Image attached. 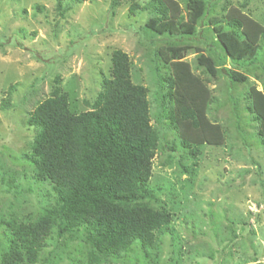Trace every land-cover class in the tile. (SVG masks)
I'll return each instance as SVG.
<instances>
[{
    "label": "rangeland",
    "instance_id": "rangeland-1",
    "mask_svg": "<svg viewBox=\"0 0 264 264\" xmlns=\"http://www.w3.org/2000/svg\"><path fill=\"white\" fill-rule=\"evenodd\" d=\"M133 1L123 0L112 14L111 0H60L61 8L58 0H0V220L9 213L23 217L36 213L51 199L48 184L35 179L28 159L36 133L27 125L28 114L56 85L67 93L73 112L91 109L102 80L110 78L114 49L128 53L133 81L148 87L151 123L165 133L164 141L174 138L155 123L153 51L165 44V38L144 32L148 13L130 12ZM209 2L212 8L198 32L185 39L190 48L184 62L176 61L171 68L181 82L193 81L183 66L188 62L195 78L205 85L207 101L215 97L205 111L207 120H216L226 134L217 145L204 140L191 177L178 163H191L181 158L178 145L173 151L167 144L156 151L149 185L174 214V235H161L156 261L150 264H264V147L244 98L247 90L251 99L253 92L263 97V82L255 77L257 71L249 75L246 85L232 91L239 97L240 134L224 76L211 78L194 69L198 53L211 54L210 48L221 53L213 43L214 32L206 31L209 21L219 22L223 16L230 19L232 10L242 11L264 28V0ZM37 5L43 8L37 9ZM178 13L187 18L183 3H179ZM225 65L229 67V62ZM186 85L191 93L192 86ZM254 105L258 110L256 102ZM2 237L0 228V241ZM62 255L59 264H70L69 258L82 259L76 242H69ZM143 261L134 248L111 264Z\"/></svg>",
    "mask_w": 264,
    "mask_h": 264
},
{
    "label": "trees",
    "instance_id": "trees-1",
    "mask_svg": "<svg viewBox=\"0 0 264 264\" xmlns=\"http://www.w3.org/2000/svg\"><path fill=\"white\" fill-rule=\"evenodd\" d=\"M122 2L111 0L112 14ZM179 3H183L187 18L178 13ZM57 4L61 8L60 0ZM211 8L209 0L131 2L130 12L148 13L144 32L165 38V44L153 51L155 123L173 134L171 142L164 141L165 133L151 123L148 87L133 81L131 59L121 49L112 50L110 78L102 80L91 109L73 112L67 93L56 85L30 111L26 122L36 133L28 159L35 179L48 184L51 199L36 213L25 217L9 213L0 220V264H59L69 242L77 243L82 258H69L70 264H111L134 248L141 253L143 264L156 261L161 235H174V214L149 185L156 151L166 144L173 151L178 145L181 158L191 161L190 165L178 163L191 177L204 140L217 145L226 134L216 120H207L205 111L215 97L207 101L205 85L195 78L188 62L183 66L193 78L186 81L193 93L171 68L176 61L184 62L190 48L185 39L198 32ZM241 12L232 10L230 19L223 16L219 22L207 23L206 31L214 32L213 43L221 53L211 48V54L198 53L194 67L211 78L224 76L240 134L239 97L232 91L246 85L249 75L257 71L255 77L261 78L264 86V28ZM252 95L259 111L249 90L244 95L246 109L264 147V96Z\"/></svg>",
    "mask_w": 264,
    "mask_h": 264
}]
</instances>
